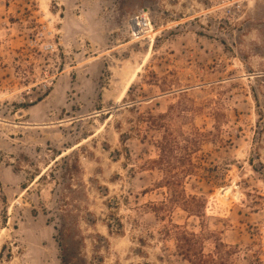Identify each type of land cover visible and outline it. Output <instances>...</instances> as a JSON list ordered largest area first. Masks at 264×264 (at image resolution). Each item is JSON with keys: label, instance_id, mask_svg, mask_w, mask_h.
I'll use <instances>...</instances> for the list:
<instances>
[{"label": "rangeland", "instance_id": "374dc122", "mask_svg": "<svg viewBox=\"0 0 264 264\" xmlns=\"http://www.w3.org/2000/svg\"><path fill=\"white\" fill-rule=\"evenodd\" d=\"M61 216L97 264H189L172 224L264 264V0H0V264H60Z\"/></svg>", "mask_w": 264, "mask_h": 264}, {"label": "trees", "instance_id": "16d2710c", "mask_svg": "<svg viewBox=\"0 0 264 264\" xmlns=\"http://www.w3.org/2000/svg\"><path fill=\"white\" fill-rule=\"evenodd\" d=\"M172 115L160 114L153 115L152 113L140 114L139 122L145 126V130H161L164 131V135L160 140L156 142V148L159 151L158 160L154 161L155 164L161 166L164 173L169 174L166 177L167 186L172 187V191L176 194L178 191L174 190L177 186L175 175H172L177 168L174 163L173 156L175 151L180 149L187 151L188 156L193 152L192 148H181L180 141L170 132L172 126ZM142 130H139V135L146 137V134H142ZM126 136V134H123ZM192 161L189 162V167H193ZM191 172V169H184V174ZM179 193V192H178ZM178 195V194H176ZM193 200H196L193 198ZM177 205V202L173 199L162 202L160 207L162 210L168 208V204ZM183 203L189 205L187 199L183 200ZM158 208V207H156ZM60 224L56 227L57 243L60 248V264H97L101 263V259H90L85 254L86 239L81 234V230L78 227L77 219H70L69 216H61L59 218ZM173 230L167 231L168 236H173L177 243V249L182 257L189 264H235L233 256L235 254L234 249L224 244L221 240H218L214 244V249L208 253H205V241L209 235V232L202 231L199 234L189 232L183 229L181 226L172 224ZM109 229V228H108ZM110 232V230H109ZM111 233V232H110ZM100 239H103L98 235ZM95 242L99 244L100 240L95 238ZM93 260V261H92ZM250 264H260L250 263Z\"/></svg>", "mask_w": 264, "mask_h": 264}, {"label": "built area", "instance_id": "2783aa9c", "mask_svg": "<svg viewBox=\"0 0 264 264\" xmlns=\"http://www.w3.org/2000/svg\"><path fill=\"white\" fill-rule=\"evenodd\" d=\"M138 20V27L134 28L135 32L140 34L142 32H146L151 27V21L147 16H142L137 18Z\"/></svg>", "mask_w": 264, "mask_h": 264}, {"label": "bare ground", "instance_id": "6f19581e", "mask_svg": "<svg viewBox=\"0 0 264 264\" xmlns=\"http://www.w3.org/2000/svg\"><path fill=\"white\" fill-rule=\"evenodd\" d=\"M133 79V78H132ZM130 85V84H129ZM128 88V87H127ZM124 97V96H123ZM221 192H218L219 198L225 199L232 191L231 188H228L224 191V189L220 190ZM224 191V193H222Z\"/></svg>", "mask_w": 264, "mask_h": 264}, {"label": "water", "instance_id": "95a60500", "mask_svg": "<svg viewBox=\"0 0 264 264\" xmlns=\"http://www.w3.org/2000/svg\"><path fill=\"white\" fill-rule=\"evenodd\" d=\"M226 189H224V191H225ZM224 191L222 192V193H224Z\"/></svg>", "mask_w": 264, "mask_h": 264}]
</instances>
